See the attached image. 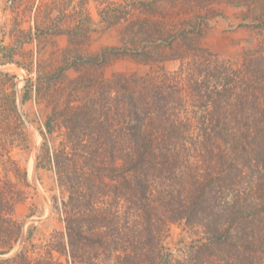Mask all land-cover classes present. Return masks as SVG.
<instances>
[{
  "label": "trees",
  "instance_id": "obj_1",
  "mask_svg": "<svg viewBox=\"0 0 264 264\" xmlns=\"http://www.w3.org/2000/svg\"><path fill=\"white\" fill-rule=\"evenodd\" d=\"M188 1L124 0L119 19L112 3L101 12L109 26L130 27L136 51L121 54L162 61L174 58L164 49L178 40L193 52L177 55L179 71L121 75L102 95L73 88L77 94L47 114L37 167L53 170L65 195L54 205L63 229L40 244L32 229L24 235L16 209L31 184L13 162L14 178L0 179V264H176L166 244L175 222L203 233L179 264H264V45L243 50L237 64L192 43L216 5L264 0H197L192 19ZM14 56L0 42V63ZM0 75L12 84L1 116L6 126L11 116L22 125L14 76ZM30 96L25 89L21 102ZM23 236L22 249L6 256Z\"/></svg>",
  "mask_w": 264,
  "mask_h": 264
},
{
  "label": "rangeland",
  "instance_id": "obj_2",
  "mask_svg": "<svg viewBox=\"0 0 264 264\" xmlns=\"http://www.w3.org/2000/svg\"><path fill=\"white\" fill-rule=\"evenodd\" d=\"M122 1L0 0V42L15 48V60L0 63V73L14 76L13 86L17 90L22 120L20 125L19 120L11 116V124L6 126L1 116L4 113H0V179L14 178L13 162L27 171L30 195L17 207L16 214L23 220L24 235L28 229L33 230L31 242L35 244L44 242L54 230L63 229L54 205L65 195L57 186L53 170L37 167V154L43 141L41 128L47 114L76 95L74 89L80 96L94 90L102 95L108 85L117 87L121 75L146 77L162 71L163 67L171 72L179 71L182 62L177 55L193 52L186 43L178 40L172 48L164 49L165 56L174 55V58L162 61L121 54L124 49L130 53L136 51L127 41L130 27L120 20L109 26L103 20L105 13L101 12L112 3L113 17L119 19ZM196 3L197 0L185 3L190 19L195 15L193 5ZM251 6L216 5L218 14L206 21L204 35L192 43L221 59L240 64L243 50L264 45V6L258 2ZM23 34L32 39L25 40ZM77 34L79 38H74ZM67 64L72 66L61 71ZM4 80L5 77L0 75V104L7 106L2 92L3 89L11 91L12 84L7 85L8 80ZM25 89L30 90L31 96L21 102ZM7 127L13 128L12 131L6 132ZM57 138L53 142L55 145L60 141ZM31 212L34 214L30 215ZM202 236L198 226L183 222L169 224L166 244L173 252L176 264L183 262L189 242ZM23 243L24 236L6 256L18 253ZM98 264L115 262L105 258Z\"/></svg>",
  "mask_w": 264,
  "mask_h": 264
}]
</instances>
